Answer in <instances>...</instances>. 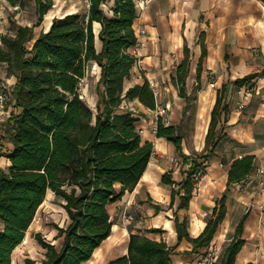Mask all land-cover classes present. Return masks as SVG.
Segmentation results:
<instances>
[{
    "label": "trees",
    "instance_id": "1",
    "mask_svg": "<svg viewBox=\"0 0 264 264\" xmlns=\"http://www.w3.org/2000/svg\"><path fill=\"white\" fill-rule=\"evenodd\" d=\"M4 1L19 10L33 4L35 23L0 35V66L7 78L16 79L11 87L16 112L4 124L0 121V158L5 157L11 163L6 169H0V221L3 225L0 264H12V254L25 241L48 192L60 202L68 224L65 228L53 225L57 235L52 241L45 239L42 233L32 236L45 251L41 264H85L112 235L115 222L111 220L108 206L134 190L154 152L152 144L142 145L136 128L138 118L123 109L124 102L134 100L147 109H156L154 93L147 81L127 91L124 89L138 62L129 53L138 45L133 29L138 15L136 0H114L111 14L104 11L111 0H90L84 16L70 14L53 20L48 14L53 0ZM45 23L47 30L42 27ZM94 24L101 26L100 52L95 47ZM199 44L198 85L192 95L188 96L186 89L191 69L187 44L184 60L173 78L180 98L187 102L184 119L193 110V97L201 90L202 65L207 55L204 33L200 35ZM93 65L100 69L95 112L87 106L80 92L81 82ZM254 78L256 76L239 80L235 86H243ZM226 92L224 87L218 93L204 152L185 172L187 177L181 189L173 190L171 208L176 197L178 210L189 208L194 192L193 173L203 162L209 161L225 138L226 117L222 119L228 112L224 105ZM156 137L173 144L185 162L190 159L182 153L184 135L180 127H166L159 119ZM5 143L13 149L10 154L3 153ZM253 170L254 158L235 161L228 173V187L246 180ZM162 182L174 186L169 174L164 175ZM226 201L224 197L216 203L205 230L197 239L189 236L188 221L181 223L176 216L178 242H189L192 252L208 248L226 218ZM244 222L245 217L221 257V264H236V256L245 244L242 240ZM148 233L162 234V231ZM173 252L163 241L130 234L127 254L108 264H172ZM25 264L35 262L27 259Z\"/></svg>",
    "mask_w": 264,
    "mask_h": 264
},
{
    "label": "crops",
    "instance_id": "2",
    "mask_svg": "<svg viewBox=\"0 0 264 264\" xmlns=\"http://www.w3.org/2000/svg\"><path fill=\"white\" fill-rule=\"evenodd\" d=\"M113 6L114 0L109 1L104 7L105 13L111 14ZM137 12L133 29L135 32L145 30L147 36L143 45L129 50L139 65L136 63L132 69L124 89L127 91L145 81L150 84L156 109L166 110L167 116L161 119L163 124L166 127L181 128L184 135L182 153L190 159L185 162L173 144L156 137L157 122L138 100L124 102L123 109L138 118L136 128L140 132L142 145L152 144L154 152L134 190L126 193L121 201L108 206L115 226L110 238L96 253L112 240L113 231L118 227L119 233L110 243H117L115 250L120 253L113 254L112 257H117L105 264L127 254L130 234L165 242L174 249L172 264H198L203 260V254L212 253L215 249L220 251L216 260L217 264H221V257L245 217L242 234L245 244L236 256V264H264V2L151 0L145 2L143 9H137ZM100 31V24H94L95 47L98 52L102 50ZM202 33L205 34L207 55L202 65L199 110L194 115L191 110L184 119L187 102L180 98L173 78L184 60V45L187 44L191 52V69L186 89L188 96L192 95L198 85L197 66L201 57L199 39ZM92 67L97 70L99 79L100 69L96 65ZM251 76L256 78L243 86H235L237 81ZM15 83L16 79L10 78V87ZM224 87L227 90L224 105L228 110L222 119L224 121L226 117L223 131L225 138L221 139L209 161L203 162L206 175L200 183V189L193 192L189 208L178 210L177 197L171 208L173 190L181 189L187 177L185 172L191 169L192 161H198L204 152L211 112L218 93ZM243 88L249 92L241 93ZM93 100L97 105V96ZM187 132L192 134L190 140H187ZM7 145L11 153V145ZM248 157L254 158L253 172L243 182L228 187V173L233 163ZM1 159L4 160L1 162L4 167L0 166V169L11 165L7 158ZM172 159H177L178 163L173 164ZM166 174L171 175L174 186L163 184L162 179ZM224 197L227 199V215L211 245L192 252L193 246L189 242L183 240L179 243L175 217L181 223L187 220L189 236L197 239L205 230L206 219L211 217L216 203ZM155 207L161 210L157 211ZM125 213L133 215L135 220L127 224L130 227L126 230H121L118 219ZM205 213L209 216L205 217ZM150 230H160L162 234H150ZM123 231L127 234L123 235ZM227 241L229 244L223 250Z\"/></svg>",
    "mask_w": 264,
    "mask_h": 264
},
{
    "label": "rangeland",
    "instance_id": "3",
    "mask_svg": "<svg viewBox=\"0 0 264 264\" xmlns=\"http://www.w3.org/2000/svg\"><path fill=\"white\" fill-rule=\"evenodd\" d=\"M53 4L54 5L52 7V11L48 13L49 17H52V20L55 17H60L63 15L73 14L84 16L87 13L85 5L79 4V0H53ZM53 11L54 13H52ZM45 20L46 17L44 18V22ZM33 23H35L33 4H30L25 10H19L18 8L10 7L4 0H0V35L13 33L16 27L22 25L31 26ZM46 25L47 24L45 23L42 26L43 29L46 28ZM40 30L41 29H39L38 31ZM97 78V70L91 67L86 75V78L81 82L80 85V92L83 96L84 102L94 112L96 111V105L93 99L94 97H96V86L99 80ZM0 89H6L11 92L10 78H7L5 72L2 69V66H0ZM200 91L195 94V98L193 97V115L195 113L198 114ZM12 107V109L14 110L15 108L13 104ZM166 116L167 115H165L164 117ZM5 122L6 121H3L2 123L4 124ZM186 136L187 140H190L192 134L187 132ZM3 153H10V149L7 143H5ZM3 161L4 160L2 159L0 160L1 167H4V165H1V162ZM119 219L121 220V216ZM119 219L118 226L121 230H126L125 228L130 227L128 225L124 226L119 221ZM206 220H209V218H207ZM67 221V216L61 209L58 200L52 193H48L44 204L40 207L36 214L35 220L26 235L25 241L22 243V246L19 247L17 251L12 255V264H25V260L27 259L33 260L35 264H41L44 259L45 251L38 246V244L33 240L32 236L36 233H42L45 239H47L48 241H52L57 235V232L53 229V225H58L62 228H65L67 226ZM123 232V235L127 234L126 231ZM114 239L110 240V242H113ZM110 242L106 243L102 247V249L94 255V257L92 258V263L90 262L91 264H105L117 257H112L113 254L120 253L116 251L117 243ZM228 244L229 241L225 242L223 250ZM208 255L211 254H209L208 252L206 254H203V260L210 261L211 259H213L212 255L211 257H209Z\"/></svg>",
    "mask_w": 264,
    "mask_h": 264
},
{
    "label": "built area",
    "instance_id": "4",
    "mask_svg": "<svg viewBox=\"0 0 264 264\" xmlns=\"http://www.w3.org/2000/svg\"><path fill=\"white\" fill-rule=\"evenodd\" d=\"M151 0H136V8L138 10H142L143 9V4L145 2H149ZM80 4L85 5L86 9L88 10L90 7V0H80ZM136 33V36L138 38V45H143V41L147 36V33L145 30H139ZM138 63V62H137ZM139 65V63H138ZM139 70H141V68H139ZM246 94L249 91L248 90H243L241 89V93ZM12 94L10 91L6 90V89H0V121H6L12 113H15L16 110L12 109ZM242 108V107H241ZM147 111L152 114L156 120V122L158 123L159 119H162L165 115H166V110L162 109V110H158L155 109L150 110L147 109ZM172 163L173 164H177L178 160L177 159H172ZM205 166L202 165V167L200 169H198L197 171H195L193 173L192 179L194 181V185H193V190L194 192H196L197 190L200 189V183L201 181L205 178ZM262 173V172H261ZM205 217H208L209 215L207 213H205L204 215ZM135 220V217L131 214H123L121 216V223L126 226L127 224L132 223ZM3 230V225L1 224L0 221V232ZM220 251L218 249H215L212 253H209L212 255V258L210 261L209 260H202L200 261V263L198 264H217V260H216V256ZM211 255H208L209 257H211Z\"/></svg>",
    "mask_w": 264,
    "mask_h": 264
},
{
    "label": "bare ground",
    "instance_id": "5",
    "mask_svg": "<svg viewBox=\"0 0 264 264\" xmlns=\"http://www.w3.org/2000/svg\"><path fill=\"white\" fill-rule=\"evenodd\" d=\"M118 229L117 228H115L114 229V231H113V236H112V238L111 239H114L115 237H116V235L118 234Z\"/></svg>",
    "mask_w": 264,
    "mask_h": 264
}]
</instances>
